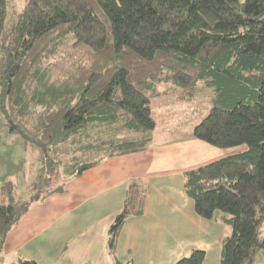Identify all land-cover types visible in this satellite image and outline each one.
I'll list each match as a JSON object with an SVG mask.
<instances>
[{
  "label": "trees",
  "instance_id": "16d2710c",
  "mask_svg": "<svg viewBox=\"0 0 264 264\" xmlns=\"http://www.w3.org/2000/svg\"><path fill=\"white\" fill-rule=\"evenodd\" d=\"M8 5L0 0V114L8 133L37 153L39 169L28 200L12 181L0 188V256L33 206L104 160L146 150L157 126L152 102L168 86L182 101H211L194 138L245 147L186 172L184 192L204 221L225 214L231 234L219 263L254 264L256 247L264 251V0H27L10 18ZM67 44L89 55L51 82L43 64ZM115 128L142 138L91 140L93 130ZM94 151L104 156L89 161ZM67 168L66 181L52 187ZM127 187L108 231L114 264H133L119 258L117 242L127 220L147 211L146 187ZM191 253L175 264H205L206 252Z\"/></svg>",
  "mask_w": 264,
  "mask_h": 264
},
{
  "label": "crops",
  "instance_id": "0c3cea01",
  "mask_svg": "<svg viewBox=\"0 0 264 264\" xmlns=\"http://www.w3.org/2000/svg\"><path fill=\"white\" fill-rule=\"evenodd\" d=\"M242 150L213 148L192 131L169 144L152 140L145 151L104 160L70 180L65 193L33 206L6 237L0 264H114L108 231L132 181L146 187L147 211L129 218L121 231L117 253L123 262L175 264L199 249L206 252L207 264L213 248L218 259L231 228L220 215L213 221L197 216L184 192V176ZM28 153L23 141L8 133L0 114V188L12 181L19 193L27 184Z\"/></svg>",
  "mask_w": 264,
  "mask_h": 264
},
{
  "label": "rangeland",
  "instance_id": "374dc122",
  "mask_svg": "<svg viewBox=\"0 0 264 264\" xmlns=\"http://www.w3.org/2000/svg\"><path fill=\"white\" fill-rule=\"evenodd\" d=\"M27 0H8V14L9 18L15 13V10L22 11L26 5ZM60 54L51 60L46 61L44 65V70L50 76L51 82H62L64 79L68 78L69 74L73 71L76 65L84 63L87 59L89 52L87 48H74L72 44H67L62 47L59 52ZM159 92L162 94L160 98L155 99L152 103L153 107V117L157 122L155 136L151 140L157 144H163L169 142H175L180 140L181 137L190 135L194 130L195 126L202 122L212 108L211 101L208 98L201 97L195 101H182L177 95L180 91H175L174 94L170 93L171 90H168V86H160ZM182 101V102H181ZM96 131L92 132V141H98L100 139L109 140L112 138H125V139H141L142 135L140 134H130L125 130L120 128H115L111 132L107 131ZM245 150V147H241ZM104 154L101 152H92L89 153L87 159L97 160L100 159ZM29 166H28V177L26 180L27 184L22 186V189L17 192V197L21 199L28 200L37 193L36 189L38 182L36 181V174L39 169L37 162V153L32 152L27 155ZM71 169L62 170L61 177L56 178L52 184V187L57 188V186L62 185L68 175L70 174ZM25 188V189H24ZM222 213H220L221 215ZM225 216V214H222ZM221 215V216H222ZM228 217V216H227ZM223 226V225H222ZM223 228V227H222ZM230 228V227H227ZM230 229H228L229 231ZM230 234V232H229ZM260 238L264 237V224L263 228L259 234ZM213 248L209 253L207 264H220V256L218 259L215 258ZM255 255L253 258L254 264H264V251L259 246L255 249Z\"/></svg>",
  "mask_w": 264,
  "mask_h": 264
}]
</instances>
